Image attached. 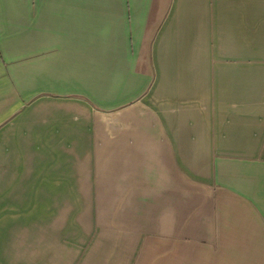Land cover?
Returning <instances> with one entry per match:
<instances>
[{"label": "crops", "instance_id": "obj_1", "mask_svg": "<svg viewBox=\"0 0 264 264\" xmlns=\"http://www.w3.org/2000/svg\"><path fill=\"white\" fill-rule=\"evenodd\" d=\"M0 264H264V0H0Z\"/></svg>", "mask_w": 264, "mask_h": 264}, {"label": "rangeland", "instance_id": "obj_2", "mask_svg": "<svg viewBox=\"0 0 264 264\" xmlns=\"http://www.w3.org/2000/svg\"><path fill=\"white\" fill-rule=\"evenodd\" d=\"M16 231V230H15ZM19 231V232H18ZM16 232H18L17 233V236H22V230L20 229V230H17Z\"/></svg>", "mask_w": 264, "mask_h": 264}]
</instances>
